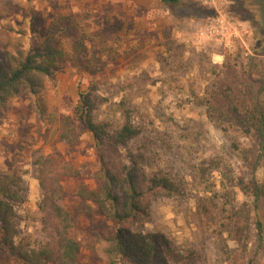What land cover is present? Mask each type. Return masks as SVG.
Instances as JSON below:
<instances>
[{"label": "rangeland", "instance_id": "obj_1", "mask_svg": "<svg viewBox=\"0 0 264 264\" xmlns=\"http://www.w3.org/2000/svg\"><path fill=\"white\" fill-rule=\"evenodd\" d=\"M57 16L71 18L79 30L87 31V38L94 39L88 41L89 49L100 39H118L120 56H103V66L94 73L64 63L55 87L37 98L23 92L0 125V175L21 170L27 185V201L17 209L20 232L51 241V222L39 207L34 161L39 155L69 161L80 176L64 180L62 204L74 223L71 235L81 244L79 264H103L95 251L98 236L107 237L120 226L92 202H86L92 211L82 212V200L75 196L80 185H99L100 151L74 113L80 93L95 89L101 102L96 120L121 122L117 105L122 100L136 107L135 121L142 134L130 148L144 154L150 174L167 175L182 185L181 193L157 197L148 223L131 228L161 233L179 249L195 251L196 264H229L238 250L230 231V211L246 201L235 181L253 172L259 162L256 176L260 184L264 182V148L211 119L199 98L212 78L207 72L211 65L229 62L239 67L252 59L258 70L255 86H261L264 0H221L218 10L201 0H179L171 8L162 0H0V53L20 45L39 48L41 34ZM211 25L218 28L212 39L201 34ZM169 44L182 47L185 59L200 63L184 76L181 69L163 68L160 56H169ZM204 53L208 56H198ZM64 116L72 118L77 145L60 139ZM115 160L120 165L125 155ZM258 204L264 230V199ZM248 252L252 264H264V231L261 243L252 232ZM0 264L24 263L4 256Z\"/></svg>", "mask_w": 264, "mask_h": 264}, {"label": "trees", "instance_id": "obj_2", "mask_svg": "<svg viewBox=\"0 0 264 264\" xmlns=\"http://www.w3.org/2000/svg\"><path fill=\"white\" fill-rule=\"evenodd\" d=\"M162 1L168 8L179 3V0ZM86 32L79 30L71 18L57 16L41 34L39 48L27 50L20 45L14 51L0 53V125L7 121L8 112L23 92L37 98L55 87V77L64 63L70 62L85 72L94 73L103 66V56H120L118 39L111 42L100 39L96 48L89 49L88 41L94 39L87 38ZM167 50L169 56H160V64L163 68L181 69L183 76L190 73L196 62L200 63L185 59L182 47L169 44ZM198 56L204 58L208 54ZM207 72L212 78L199 99L208 116L227 124L225 129L239 131L264 148V80H260V87L255 86L258 80L253 75L258 72L257 63L250 59L238 67L227 62L211 65ZM94 92L95 89L80 93L74 113L82 127L92 134L100 151L102 168L96 174L99 185L96 188L80 185L75 196L82 200V212L90 213L92 210L86 202H92L108 220L120 226L107 237L98 236L96 254L103 264H196L195 251L179 249L161 233L135 232L131 228L148 223L157 197L181 193L182 185L167 175L150 174L144 166V154L130 148L142 134L135 121L136 107L122 100L117 105L122 112L121 122H98L96 114L101 102ZM59 131L62 141L77 145L71 117H62ZM122 154L125 161L117 165L115 157ZM257 163L253 172L235 181L246 201L230 211V231L238 250L230 257L229 264H252L248 252L252 232L260 243L263 240L258 202L264 199V182L260 184L257 180ZM34 167L41 193L39 207L51 222L52 239L42 242L20 232L17 209L27 201L24 173L15 170L0 175V257H13L24 264L55 261L79 264L81 244L71 235L74 223L62 204V190L64 180L78 178L80 172L71 162L51 155L37 156Z\"/></svg>", "mask_w": 264, "mask_h": 264}, {"label": "built area", "instance_id": "obj_3", "mask_svg": "<svg viewBox=\"0 0 264 264\" xmlns=\"http://www.w3.org/2000/svg\"><path fill=\"white\" fill-rule=\"evenodd\" d=\"M201 2L205 5V6H209V7H212V8H214L215 10H218V6L220 5V2H221V0H201ZM204 30H205V28H203ZM202 30V29H201ZM203 30V31H204ZM213 31H218V28L216 27V25H211L210 27H208L206 30H205V32H203V33H201L202 35H206V36H209V38H213V35H215L214 33H213ZM197 39L199 40V41H202V38H199V36L197 35ZM218 37V36H217ZM216 39H218V38H216ZM219 41H223V40H220L219 39ZM229 44H227V46H228Z\"/></svg>", "mask_w": 264, "mask_h": 264}, {"label": "crops", "instance_id": "obj_4", "mask_svg": "<svg viewBox=\"0 0 264 264\" xmlns=\"http://www.w3.org/2000/svg\"><path fill=\"white\" fill-rule=\"evenodd\" d=\"M112 0H109V2H111ZM113 1H115V0H113Z\"/></svg>", "mask_w": 264, "mask_h": 264}]
</instances>
